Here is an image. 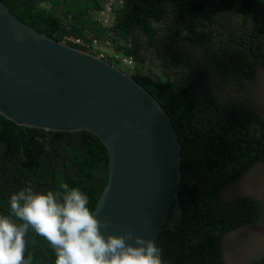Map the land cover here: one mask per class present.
<instances>
[{"label":"trees","instance_id":"trees-1","mask_svg":"<svg viewBox=\"0 0 264 264\" xmlns=\"http://www.w3.org/2000/svg\"><path fill=\"white\" fill-rule=\"evenodd\" d=\"M1 1L16 18L47 37L119 67L159 103L176 131L180 155L176 196L153 240L161 262L226 264L222 237L254 224L260 205L250 195L226 199L222 191L264 162V116L236 98L218 99L208 74L194 68L176 45L186 40L200 47L230 95H243L258 69H264V0H214L239 15L242 23L252 20L244 45L232 35L215 37L209 28L216 22L208 9L210 0ZM100 11L106 12L107 22L89 16ZM167 12V57L155 69L145 65L142 51L162 43L163 32L158 35L160 27L154 24ZM200 22L206 24L197 28ZM101 38L113 50L103 56L92 47L93 40ZM107 164L106 149L88 131L28 128L0 115V216L15 220L9 204L13 194L59 193L61 184L86 194L93 210L107 180ZM173 208L180 212L176 219ZM24 239L25 258L31 256V264H55V252L44 237L29 228ZM248 264H264V251Z\"/></svg>","mask_w":264,"mask_h":264},{"label":"water","instance_id":"water-1","mask_svg":"<svg viewBox=\"0 0 264 264\" xmlns=\"http://www.w3.org/2000/svg\"><path fill=\"white\" fill-rule=\"evenodd\" d=\"M0 115L19 126L97 137L108 164L93 213L109 222L108 233L131 229L134 237L154 240L179 184L170 118L129 74L40 33L1 0Z\"/></svg>","mask_w":264,"mask_h":264},{"label":"clouds","instance_id":"clouds-1","mask_svg":"<svg viewBox=\"0 0 264 264\" xmlns=\"http://www.w3.org/2000/svg\"><path fill=\"white\" fill-rule=\"evenodd\" d=\"M60 188L46 194L21 190L10 197L15 220L0 216V264H31V256L25 258L29 228L52 246L55 264H162L153 241L134 237L131 229L108 233L109 222L90 210L86 194L67 184Z\"/></svg>","mask_w":264,"mask_h":264},{"label":"rangeland","instance_id":"rangeland-1","mask_svg":"<svg viewBox=\"0 0 264 264\" xmlns=\"http://www.w3.org/2000/svg\"><path fill=\"white\" fill-rule=\"evenodd\" d=\"M208 9L214 16L216 22L209 26L215 37L221 34L228 39L231 35L241 45L248 42V33L253 28L252 20L242 23L241 17L236 14H231L217 1L210 0ZM170 13L156 22L154 25L160 27L158 35H162V43L156 49H148L142 51L145 65H150L152 68H161L160 64L163 57H167L166 34L168 27L171 24ZM89 16L97 17L96 12H90ZM195 23V22H193ZM201 24L200 22L197 28ZM94 50L102 51L103 53H111L112 48L102 38L99 41L93 40ZM176 50L180 54L188 57L193 63L194 68H199L205 71L210 77L211 86L218 99L225 100L227 98L241 100L245 105L258 110L264 116V69L259 68L255 78L249 82L247 90L243 95H230L229 88L224 81L220 80L218 75L212 72L211 66L204 58L201 48L190 44L186 40H181L176 45ZM113 51V50H112ZM128 67L129 62H126ZM119 68V67H118ZM240 195H250L254 197L260 205V214L256 222L252 225L241 226L238 229L224 235L220 241V247L223 259L226 264H248L250 260L257 258L264 251V162L256 163L249 168L238 180L228 184L222 191V196L226 199ZM175 219L179 217L180 212L173 208Z\"/></svg>","mask_w":264,"mask_h":264},{"label":"built area","instance_id":"built-area-1","mask_svg":"<svg viewBox=\"0 0 264 264\" xmlns=\"http://www.w3.org/2000/svg\"><path fill=\"white\" fill-rule=\"evenodd\" d=\"M109 4H110V2H107V3L105 4V11H108V9H109ZM105 11H100V12H98L96 19H102L103 22H107L108 19H106V12H105ZM74 41H75V42H78V39H74Z\"/></svg>","mask_w":264,"mask_h":264}]
</instances>
